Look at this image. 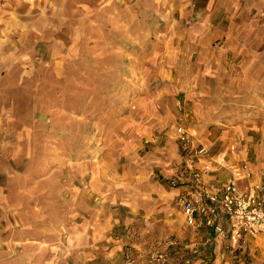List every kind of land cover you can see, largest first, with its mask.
Wrapping results in <instances>:
<instances>
[{"label":"rangeland","instance_id":"rangeland-1","mask_svg":"<svg viewBox=\"0 0 264 264\" xmlns=\"http://www.w3.org/2000/svg\"><path fill=\"white\" fill-rule=\"evenodd\" d=\"M157 4H175L170 14L180 20H161ZM163 35L173 38L170 47L157 41ZM178 127L187 128V145ZM0 144L9 166L0 176L3 241L39 244L55 237L43 229L56 226L84 237L102 223L106 201L121 209L114 198L128 194L117 187L121 178L160 182V191L133 188L139 207L155 206L158 192L165 205L164 192L179 191L164 210L173 225L178 199L189 196L184 188L199 191L195 175L203 189L214 167L258 181L251 162H264V0H0ZM159 216L164 235L147 264H177L191 252L177 249L180 238ZM113 232L125 231L119 223ZM72 236L59 234L66 240L59 248L69 250ZM16 247L11 262L23 264ZM46 253L33 249V262ZM228 253L237 264V250ZM160 254L165 262L152 260ZM240 257L247 264L248 253Z\"/></svg>","mask_w":264,"mask_h":264},{"label":"crops","instance_id":"crops-1","mask_svg":"<svg viewBox=\"0 0 264 264\" xmlns=\"http://www.w3.org/2000/svg\"><path fill=\"white\" fill-rule=\"evenodd\" d=\"M188 3V2H187ZM187 3L183 5V10L188 8ZM171 5H174L173 9H177V6L175 4H157V7H164V13L161 15V20L168 21L171 16L172 21L173 20H180L179 16L178 19L174 16L173 11L170 14V10L172 7ZM160 9V8H157ZM175 11V10H174ZM173 14V15H172ZM197 17V16H196ZM225 18H228L227 16H224ZM163 18V19H162ZM164 35L161 38H157L158 42L167 44L168 47H170L171 41H173L172 37L164 38ZM155 55L153 54V57ZM170 64L167 62L164 65L165 72L168 71L166 69V66H169ZM172 88H176V85L174 83H170ZM190 120H202V117L195 116V114H192ZM185 131L188 133L187 128H184ZM189 135V141H190V134ZM177 138V136H176ZM2 145L0 144V154H2ZM229 155V154H228ZM230 157V156H228ZM231 160H236V157H230ZM225 160V159H224ZM229 160V158H228ZM231 160L223 161L221 164H231ZM203 163H207V160H200ZM211 164V163H210ZM216 164L213 163L212 167H214ZM251 167L253 168V172L255 174V177L259 180L252 179L249 181H236V185L239 189L243 190L246 186V184H250L253 182H261L264 183V162L261 160H257L256 162H251ZM196 168H201L200 164L196 165ZM9 169V166L7 164H2L0 159V176L6 174V171ZM233 177L230 175V173L224 169V168H216L214 167L213 171L206 174L204 177V187L205 184L207 188H204L207 192H210L214 187L221 188L224 184L232 181ZM261 179V180H260ZM118 188H121L123 191L127 192L128 194L132 195H120V196H114L115 200L119 202V206L121 209L119 211H111L107 207V201L105 203V210L103 212V220L101 224L93 225L91 228H87V235L84 237H81V234H83L80 229H77V231L73 230L71 232L64 230V228H60L59 226L56 227H48L43 229L44 234L49 235H55V237H49L44 241H40L39 244H34L37 242H33L30 238H24L23 240H13V238H7L5 241L0 239V250L1 248L3 250H12L11 253H6L0 256L1 262H5V260H8L7 264H16L17 262H11L12 259H18V257H15L14 251L17 250V245L19 246V249L24 250L23 256L19 258L20 260H24L23 264H147L148 257L155 252L157 249V246L159 245V241L164 235V232H160L158 222L159 214L166 219L168 217L165 215V209H167L168 206H170L174 196L178 194L179 191H169L164 192L166 199L164 202L168 204V206L163 205V199L161 198L163 196V193L158 192L160 195L157 197H151L152 203L155 206H140L139 207V201L138 197H136L135 194H133L132 190L136 186L137 188L150 185L152 190H158L156 189L158 187H161L160 182H156L153 179H149V177H144L143 174H139L138 178L136 177H128V178H121V182L115 181ZM264 185V184H263ZM248 186V185H247ZM0 187H2L0 185ZM162 188V187H161ZM162 190V189H161ZM217 190V189H216ZM184 191H186V194H190L192 190L190 188H184ZM151 194L147 195L148 197ZM148 197H141V198H148ZM150 199V198H149ZM113 200V196L109 197V203L111 204ZM172 208V207H171ZM173 209L177 211L175 208ZM167 212V211H166ZM179 212V211H177ZM181 213V212H180ZM181 216L180 220H177V224L173 225L172 221L174 220H166L165 222L169 225V230L171 231V234H175L180 238V242H178L179 248H177L180 251H189L192 252L194 250H198L199 255L193 257L192 264H207V258L208 256L207 251H209V256L212 252L216 254L215 262L213 264H233L231 263L230 256H229V249L231 248V252H234L237 250L236 253L237 258H239L235 263L241 264L242 257L240 255L248 253L249 260L247 261V264H264V238L262 237H249L246 245L239 246V248L231 247V243L228 239L226 240H220L215 239L211 233H207L204 227H196L190 228L187 227L185 224L183 215ZM174 217H176L174 215ZM148 219H156L151 220L152 223H148ZM147 220V221H146ZM122 226L123 235L121 237H117V235L113 232V227L117 224ZM165 223V224H166ZM136 224L137 226H134L131 228V225ZM148 225V226H146ZM136 227V228H135ZM204 229V230H203ZM24 233H32L31 226H25L23 229ZM11 231V230H10ZM9 231V232H10ZM19 232V231H18ZM20 233V232H19ZM64 233H72L73 236L71 237V244L69 247L70 249H64L62 247L59 248V243L63 245V241L65 238H59V234ZM196 236L197 241H193L192 238ZM68 244V243H67ZM40 246V248H43V246H46V255L47 257L42 256L37 261L32 260V251L33 249ZM175 246V245H174ZM65 250V251H64ZM172 250H176L172 248ZM22 252V251H21ZM188 253V252H187ZM165 256V257H164ZM164 262L167 260L166 255L163 254ZM8 258V259H7ZM166 258V259H165ZM169 260V259H168ZM173 261V260H172ZM169 262V261H168ZM233 262V261H232Z\"/></svg>","mask_w":264,"mask_h":264},{"label":"built area","instance_id":"built-area-1","mask_svg":"<svg viewBox=\"0 0 264 264\" xmlns=\"http://www.w3.org/2000/svg\"><path fill=\"white\" fill-rule=\"evenodd\" d=\"M179 143L187 145L189 135L184 128L176 129ZM199 155H206L204 148ZM235 175V174H234ZM196 176L199 191L188 194V197L178 199V204L184 221L189 227L204 226L214 234L215 239L227 238L232 245L245 242V238H264V187L250 184L243 190L236 185L235 176L232 181L224 184L214 192H207L199 186L200 178ZM248 176V175H247ZM168 246H174L169 243ZM196 251L177 264H191ZM163 255H156L153 261L160 263Z\"/></svg>","mask_w":264,"mask_h":264}]
</instances>
